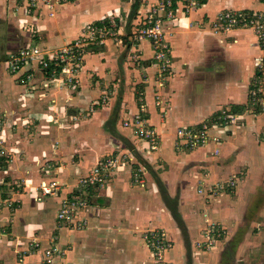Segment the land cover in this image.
Masks as SVG:
<instances>
[{
	"label": "crops",
	"instance_id": "obj_1",
	"mask_svg": "<svg viewBox=\"0 0 264 264\" xmlns=\"http://www.w3.org/2000/svg\"><path fill=\"white\" fill-rule=\"evenodd\" d=\"M156 2L76 0L50 10L42 4L33 7L29 0H0V134L8 140L7 156L0 154V264H45L43 252L33 243L51 244L54 238L66 249L55 264H155L143 240L144 227L166 230L172 241L166 254L169 264H264V111L254 108L249 98L263 52L251 29H212L221 11H262L264 0H208L189 15L179 13V22L169 23L174 74L162 90L163 105L169 104L164 113L156 106L157 65L148 41L139 44L143 63L135 65L128 64L131 45L109 40L101 50L90 47L76 93L60 88L37 65L17 73L8 69L9 54L35 43L60 48L110 14H116L121 33L128 35L138 13L145 15ZM28 75L32 84L21 81ZM136 85L146 90L150 121L162 135L154 157L160 163L155 165L153 159L151 164L167 193H179L181 214L169 211L152 177L141 189L127 174L97 192L86 212L90 228L60 229L59 201L37 200L38 160L60 152L59 177L74 190L78 177L102 155L122 150L120 137L113 138L115 143L109 139L107 111L120 107L123 120L137 113ZM104 90L123 98L89 112ZM69 108L86 111L73 123ZM225 110L235 119L214 127L207 147L175 148L179 126L213 119ZM62 121L67 125L57 127ZM122 129L127 136L121 139L136 144L130 130ZM25 177L33 179L28 192L19 190L17 181ZM232 178H237L234 189L208 193L212 185ZM209 222L218 223L227 234L213 248L204 243Z\"/></svg>",
	"mask_w": 264,
	"mask_h": 264
},
{
	"label": "built area",
	"instance_id": "obj_2",
	"mask_svg": "<svg viewBox=\"0 0 264 264\" xmlns=\"http://www.w3.org/2000/svg\"><path fill=\"white\" fill-rule=\"evenodd\" d=\"M33 7H48L52 10L57 4L62 2H75L76 0H29ZM208 0H157L155 5L149 8V11L143 15L140 22H134L131 26V36L139 43L148 41L153 49V58L162 64V70L169 69L170 65V42L168 41L169 23L179 22L181 20L179 13L189 15L193 11L202 8ZM218 31H226L230 29H248L252 28L260 42L262 56L257 61L255 74L251 81L249 90L250 101L255 108L264 111V10L249 11L238 9H226L221 11L212 22ZM122 24H120L116 14H110L99 22L90 23L83 33L72 40L68 44L57 48L49 49L41 44L35 46H27L15 53L7 56L6 63L8 69L12 73L21 71L24 67L38 66L49 80L55 81L62 89H67L71 93L79 92L82 86V72L86 64V56L89 48L93 46H105L109 40L123 42L124 36L121 33ZM134 43V48L137 47ZM137 57V55L135 56ZM28 78L21 81L26 83ZM106 92V91H105ZM106 95V93H105ZM103 96L104 99L106 96ZM139 111L134 116L127 117L125 120V128H131L134 139L143 142L145 148L157 150L159 147L157 128L148 119L147 100L144 96L139 97ZM232 116V115H231ZM229 115H218L215 119H206L197 124L179 126L176 130L175 147L181 151H192L207 147L211 140V131L214 127H220L223 123H228L232 119ZM3 136H0V142L4 143ZM1 144V143H0ZM3 146L2 144L0 145ZM2 153H6L1 151ZM124 153V152H123ZM112 154V153H111ZM121 150L113 153V158H104L98 162L91 170V175L82 176L78 185H82L81 189L76 187L73 191L67 193V197L63 198L60 203L59 212L57 214L58 222L71 221L77 217V210L83 209L84 206L90 205L89 191L94 184L99 185L100 189L108 186L109 173L115 172L118 164L114 162L116 157L122 156ZM125 153L122 157L127 164L132 162L131 154ZM135 174L142 178V172L136 168ZM108 178V179H107ZM139 179H137L138 181ZM107 181V185L106 184ZM58 182L52 181L46 183L41 188V193L52 195V189L56 187ZM237 184V178H232L226 182L214 184L208 190L209 194L218 193L227 189H234ZM84 187V188H83ZM87 191V192H85ZM202 191V190H201ZM86 194V200L83 195ZM77 221V222H78ZM76 224V222H73ZM221 232L215 231L213 234L207 231L205 236V247L213 248L218 236ZM225 232V230H224ZM215 236V238H214ZM147 246L151 250L155 264H169L166 254L171 248L172 241L167 236L164 229H149L143 234ZM55 241L49 246L43 247L41 244L33 243L36 249L43 252L45 264H52L56 254L57 247Z\"/></svg>",
	"mask_w": 264,
	"mask_h": 264
},
{
	"label": "rangeland",
	"instance_id": "obj_3",
	"mask_svg": "<svg viewBox=\"0 0 264 264\" xmlns=\"http://www.w3.org/2000/svg\"><path fill=\"white\" fill-rule=\"evenodd\" d=\"M142 18H143V15L141 13H138L136 22H140V20ZM212 29L214 31H216V32H223V31H218L217 29H215V27L213 26V23H212ZM248 29L253 30L252 28H248ZM253 32L255 33L254 30H253ZM170 35H171V33L169 32L168 33V39H169L168 41L170 42V48H171V54H170L171 60H170V63H169V65H170L169 69L167 68L166 70L163 71L162 70V64H160L157 60H153V64L157 65V70H156V72L154 74V78H155L154 88H155V92H156V95H155L156 100L155 101H156V106H160L161 107V109H160L161 113L166 112L167 109H168V106H169V104L166 105V107L163 105L164 99H163V95H162V90H163V87L165 88L167 86V83L170 81V78L174 74L173 73V71H174V69H173L174 68L173 67L174 66L173 65L174 64V52H173V45H172V42L170 40ZM123 36H124V39H123L122 44L125 45L126 48H129L130 47L129 45H131V53H130V56H128L129 57L128 64L129 63H133L134 65L137 64V63L142 64L143 63V58H142L143 52L139 48V44L140 43L138 41H136L133 38V36L130 38L131 29H130V33L128 35H123ZM257 39H258V37H257ZM258 42H259V40H258ZM134 43L138 44L136 48H134V46H133ZM259 44H260V42H259ZM35 45H37V43H35ZM94 47L95 48L97 47L96 49H98V50L103 49L102 48L103 46H94ZM136 55H137V57H135ZM138 80H140V79H136V82H135L136 84H137ZM28 82L30 83V80L26 81V83H28ZM30 84H32V83H30ZM140 84H146V83L141 82ZM140 86L141 85H138V86L136 85L135 89H134L135 98H136L135 101L137 102L138 107H140V104H141L140 100H139V97L142 95V96H144V98H146V93H145L146 90L143 87H140ZM105 93H106V95H105ZM103 95L106 96L105 99H104ZM114 97L115 98L117 97V98L115 99ZM118 97H122L123 98L122 94L119 93V92L116 94L114 91L104 90L102 95L99 98H96L94 101L91 102L92 103L91 107H93V110L90 108L91 111L89 110V112H94L95 109H97L96 108L97 105H99V104H101L102 106H109L110 104L112 106H114L116 104V102H117ZM147 106H149L148 102H147ZM69 109H70V112L72 113V117L70 118V120H72L71 122H73V123H75L79 119H81L83 117V115L85 114V111H86V110L81 111L80 109H71V108H69ZM113 109L107 111L108 115H109V121L106 124V129H108V132H110L109 135H111V137L109 136V139H110V141H113L115 143L116 141L113 140V138L114 137H117V138L120 137V139H119L120 142L119 143H121V145L124 147V148L122 147L120 155L123 156L125 153H127L128 154L127 156H130V154H131V157H132L131 161L132 162L127 164V161H125V159L122 156L118 155V157H116L114 159V162L118 164V168H116L115 172L109 173L108 178H110V179L108 180V186H109V184H112L116 178H117V180L118 179H122L123 177L128 176L127 174H130L132 183L134 185L140 186L141 189L142 188H147V186H148L147 185V182H148L147 178L150 176V177H152L154 179V181H156V183H158L157 185L159 187V195L161 196V198L164 199L166 205L169 206L168 207L169 211L171 213L181 214L182 206L180 205V200L181 199H180L179 193L176 196H172V195L170 196L167 193L168 192L167 187L161 182L160 176H159V173H158L157 169H155L153 167V165L151 164L152 160L155 159L154 157L158 156L157 153L159 152L160 147L162 145V135H161V133H159V131L157 130L158 140H159V142L161 141V143L159 144V147H158L157 150H150V149L145 148V144L143 142L137 140L136 138L134 139V140H137L136 144L133 143V140L131 138H130L131 140L130 139L129 140L128 139L122 140L121 139L122 137L125 138L124 136H127V135H124L123 133H121V130H123L122 126L124 127L126 119L123 120L124 116H123L122 112L120 111V107H117L116 109H114V111H113ZM134 115H135V113L131 112L129 115H127V117L129 116V117L132 118V116H134ZM221 115H224V116L228 115L227 111L225 110V112H222ZM231 115L232 114H229V116H231ZM215 118H213V119H215ZM231 118H232V119H230L231 121L235 119L233 115L231 116ZM148 119H150L149 113H148ZM213 119H210V120H213ZM70 120L66 119V121H64V123H67L68 125H71ZM67 124H63V121H62L61 124H57L56 126L57 127H63L65 125H67ZM58 125H60V126H58ZM78 127H79V125L77 124V125H74V127H72V128L76 129ZM125 129L130 130L132 136L134 135L131 128H125ZM0 136L1 137L3 136L2 132H1ZM132 136L130 135V137H132ZM3 141H4V143L0 142L3 145L0 148V150L4 151L6 153H2L0 151L1 152L0 154H2L3 156H7L8 152L6 150V144H7L8 140L6 141L4 139ZM59 142L55 143V147L56 148H57V146L58 147L60 146ZM8 145H9V142H8ZM113 147H115V146L113 145ZM117 148H119V147H117ZM58 153H55L56 155L54 157L53 156L49 157L48 155H44L40 160H38V165H39V175L38 176H40V180L38 182V187H37V192H38L37 200L38 201H43V200H46L47 198H50V199L52 198V199H55L57 202L59 201V204H58L59 205L58 212H59L61 201L63 200V198L67 197L66 196L67 193H69V192H71L73 190H72V186H71V184L69 182L68 183L64 182L59 177V174L62 172L61 167L63 166L62 165L63 161L62 160H58L61 157L60 152H58ZM9 154L11 155L12 152L9 153ZM112 154L110 152H107L104 155H102L101 158H99V160L94 165L91 166V168L88 170V172H86L85 174L83 173V175L84 176H86L88 174L91 175V172H92L91 170L94 168V166H96L98 164V162L100 160L104 159V158H109V159L113 158L114 156ZM11 159L13 161V158H11ZM155 162H154L155 165L160 163V161L157 158L155 159ZM137 167L140 170V172H142V178H139L134 172ZM159 170L161 171V169H159ZM82 176H80V177H82ZM80 177H78L76 186H74L75 188L78 187V189L82 188V185H80V184L78 185ZM137 179H139V180L137 181ZM17 181L20 182V184H21V186L19 187L20 188L19 190H21L22 192H23V190H27V192H28L30 184L33 183V179H31L29 177H25V179L17 180ZM52 181L58 182L56 184V187L54 189H52V192L50 193L52 195H45L44 190H43V193H41V191H40L41 188L46 183H49V182H52ZM105 185H107V181H106ZM85 192H87V191H85ZM88 194L89 193H87V195ZM13 196H15V194ZM95 196L94 195H90L89 199L93 200L95 198ZM83 197L86 200V194L83 195ZM12 198L9 200V203L13 201ZM89 209H90L89 206H84L83 209L81 208V210H77L76 211L77 212V217L80 220V221H78L77 218H76V220L73 219L74 220L73 222H76V224H74L71 221H64V222H61V223L58 222L57 226L60 229L87 230L91 226V223H90L89 219L86 217L87 216L86 212H88ZM58 212H57V214H58ZM149 229H160L161 230V227H158V228L157 227H154V228H146V227H144L143 228V232L145 233ZM204 230H205V234H206L207 231H210L212 234L215 231H218V232L222 231L220 236L217 235L218 240L220 239L219 242L224 240L226 238V236H227V234L224 232V230H225L224 227H221L216 222H209ZM143 232H142V234H144ZM214 238H215V236H214ZM52 240L55 241L54 245H56V247H57L56 254H55V256L53 258V261H52V264H55L56 260H58L64 254H66V249H64L63 245L61 243H59L56 238H54ZM144 242L146 244L145 240H144ZM42 246L46 247V246H49V244H45V245L42 244ZM152 257H153V255H152ZM166 259H167V257H166ZM43 261H45L44 256H43Z\"/></svg>",
	"mask_w": 264,
	"mask_h": 264
},
{
	"label": "trees",
	"instance_id": "obj_4",
	"mask_svg": "<svg viewBox=\"0 0 264 264\" xmlns=\"http://www.w3.org/2000/svg\"><path fill=\"white\" fill-rule=\"evenodd\" d=\"M94 47V46H93ZM105 188H107V187H105ZM105 188H103V189H105ZM102 189H100L99 188V185H97V184H94L93 186H92V189L89 191V196L90 195H96L97 194V192H100ZM90 201V204L92 203V199L91 200H89Z\"/></svg>",
	"mask_w": 264,
	"mask_h": 264
}]
</instances>
